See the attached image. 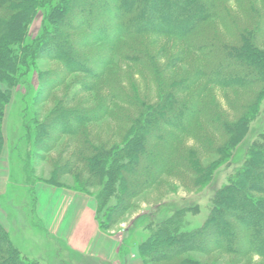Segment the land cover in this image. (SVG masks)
I'll list each match as a JSON object with an SVG mask.
<instances>
[{"label": "rangeland", "instance_id": "obj_1", "mask_svg": "<svg viewBox=\"0 0 264 264\" xmlns=\"http://www.w3.org/2000/svg\"><path fill=\"white\" fill-rule=\"evenodd\" d=\"M82 1H84L82 11L85 14L89 1ZM251 1L256 14L264 15V0ZM226 3L232 16L241 21L242 27L252 29L255 22L245 15L246 8L250 9L248 0H226ZM70 10L73 11L72 8ZM5 16L6 11L0 8V18ZM71 24L75 25L70 27ZM60 25L59 31L47 35L45 30L52 26V23L48 19V14L40 10L28 26L29 37L25 42V45L38 42V50L31 55L29 63L22 69L20 82L11 88L7 84L0 85L7 92L6 95L9 94V99L4 104L0 127V223L8 234L9 242L19 251L22 262L190 264L185 263V260L194 259L201 264H247L249 258H240L236 254H226L220 250L208 253L189 251L174 259L153 262L142 256L140 245L150 232L145 228L147 224L155 221L156 217L170 214L171 211L183 214L180 219L183 230L199 228L210 215L215 190L229 180V175L235 167L244 165L242 161L246 157L251 142L264 143V78L244 87L209 83H204L203 86L205 79H202L180 93L172 87L173 82L177 83L193 76V68L199 61L188 57L184 60L185 62L179 60L177 66L167 69L172 55L175 57L185 48V45L175 38L153 37L151 39L155 40V43L148 46L155 58L154 61L161 69L158 74L162 76L158 81L160 84L156 82L155 76L148 69L140 70L138 66L120 61V58L114 55L118 63L116 72L119 74V80L127 88H131L130 84L138 88L143 104L140 108V104L136 105V102L131 106L116 103L125 105V112L131 117L129 120L123 119L126 113L122 115L119 112L117 115L122 116L118 118L105 116L87 123L85 132L92 142L90 146L102 151L114 152L127 148L130 139L134 136L138 137L140 131L141 134H146L144 129L148 122L139 124L145 120H141L140 113L150 111L161 101L165 93L170 92L176 94L179 99L186 100L200 91L203 102L214 105L216 111L230 122H237L235 131L233 130L228 136H223L213 131L210 125L202 121V117L196 116L192 121L190 132L179 133L178 139L173 141V146L179 153L195 151V156L200 159V165L197 167L200 169L199 173L185 172L183 168H176V173L163 175L156 183L135 196L131 206L123 215L110 221L107 218V210L118 202L117 194L111 196L105 206L100 209L96 198L100 186L98 188L84 185L83 189L80 188V183L87 181L90 177L86 165L77 162V170L81 172L77 175L63 172L66 162L75 150L78 148L83 151V148L80 147L78 139L61 133L56 124L60 115L63 114L62 107L68 104L66 98L68 91L76 82L86 84L92 82L93 78L85 72H71L73 66L68 63V54L61 57L57 47L61 49V52L69 51V47L76 44L74 48L77 54L83 55L86 61H90L95 70H99L101 66L97 60L102 61L108 57V54L110 56V52L111 55L114 52L111 51L109 42L100 39L97 31L90 30L88 25L81 26L74 17H68ZM204 25H207L205 28L209 31H218L229 43H237L234 38L227 35L221 20L212 19ZM258 43L264 46V32L258 37ZM11 48L14 54L24 56L23 45L15 44ZM161 49L165 51L162 50L160 55L155 54ZM76 56L75 54L73 57ZM74 62L73 60L72 63ZM51 87L53 89L50 92ZM102 89L86 90L84 88L72 104L93 108L99 104L102 95L108 94L106 87ZM162 102L163 100L160 104ZM114 105L115 103L113 107ZM163 105L161 108L164 107ZM172 120L176 121L175 118ZM42 126L45 127V132L41 131ZM153 126L156 127L152 125L151 128ZM203 129L207 130L212 137L209 152L202 147L205 137ZM229 160L232 163L223 166L216 172L215 177L210 179L213 169ZM116 184L118 186L119 183ZM47 187H53L61 194L60 197L57 194L58 204L53 205ZM41 196L44 198L43 204L39 202ZM66 201H68V216L71 213H80L87 206L92 208L99 230L114 235L116 239V247H119L117 260L101 259L82 252L71 244L70 237L59 235L58 221L62 218L58 217L61 216ZM238 201L229 202L237 204ZM55 208H58L57 213L54 214L56 218L51 223L43 211ZM72 208L75 212H71ZM99 221L109 226L108 229L102 228ZM244 238H242L244 243L248 245L247 237ZM211 245L209 244V249ZM254 262L252 264H262L260 262H264V259L255 256Z\"/></svg>", "mask_w": 264, "mask_h": 264}, {"label": "trees", "instance_id": "obj_2", "mask_svg": "<svg viewBox=\"0 0 264 264\" xmlns=\"http://www.w3.org/2000/svg\"><path fill=\"white\" fill-rule=\"evenodd\" d=\"M88 1L89 5L84 14L82 0H0V8L6 11V16L0 18V85L7 84L11 88L20 82L22 69L29 63L31 55L38 50V42L26 45L25 42L29 37L28 26L40 10L48 14L52 23L45 30L47 35L56 33L60 30L62 21L74 17L81 26H90L89 29L97 31L100 39L109 42L114 54L111 55L110 52V56L108 54L102 61L97 60L101 64L99 70H95L83 55L77 54L74 48L76 44L69 47V51L61 52L57 47L61 57L68 54V63L73 66L71 72H85L93 81L86 84L76 82L72 86L66 97L68 104L62 107L63 114L60 115L56 127L60 128L61 133L78 139L80 147L83 148V151L78 148L75 150L66 162L63 172L77 175L81 173L77 170V162L86 165L90 177L80 183V188L84 185L100 186L96 197L100 209L111 196L117 194L118 202L107 210V218L111 221L123 215L131 206L132 199L163 175L176 173V168L199 173L200 169L197 167L200 159L195 156V151L179 153L173 146L179 133L190 132L196 116L202 117V121L210 125L213 131L223 136L235 131L237 122H230L216 111L214 105L203 102L200 91L186 100L179 99L170 92L161 98L162 104L160 101L150 111L140 113L141 120H145L139 124L148 122L144 129L146 134H141L140 131L138 137L133 135L127 148L114 152L90 146L92 142L85 132L87 123L105 116L118 118L125 114V105L116 103L131 106L136 102V105L140 104L139 107L143 104L138 88L132 84L131 88H127L119 80L116 72L118 63L114 55L120 61L138 66L140 70L148 69L160 84L158 81L162 76L158 74L161 69L149 50L150 45L155 43L151 38L173 37L183 43L185 48L175 57L172 55L167 69L174 68L179 60L184 61L188 57L199 61L193 68V76L173 82L174 90L181 93L202 79H205L203 86L204 83H209L244 87L264 78V46L258 43V37L264 32V15L256 14L253 2L248 0L250 9L246 8L245 15L255 22L250 29L243 28L241 21L232 16L226 0ZM212 19L221 20L227 35L237 43H229L216 30H207V25L204 24ZM74 25L71 24L70 27ZM15 44L23 45V57L14 54L11 46ZM162 50L165 51L161 49L155 54L160 55ZM191 51L192 55L189 56ZM75 54L77 56L73 57ZM105 87L108 94L102 95L101 101L95 107L72 104L84 88L103 90ZM52 89L53 87L50 92ZM6 93L0 87V127L4 104L9 99V94ZM119 112L122 115H117ZM125 118L129 120L131 117L126 113L123 119ZM174 118L177 122L172 120ZM152 125L156 127L151 128ZM44 128L42 126L41 131L45 132ZM202 132L205 136L202 147L209 152L212 137L207 130L203 129ZM231 163L229 160L218 165L213 169L210 179L223 166ZM242 163L244 165L235 167L229 180L215 190L210 215L199 228L183 230L180 225L183 214L178 215L175 211L156 217L155 221L148 223L145 228L150 232L140 245L142 256L158 262L174 259L189 251L208 253L220 250L226 254H236L240 258H249L247 264L255 263V256L264 259V143L251 142ZM116 183H119L118 186ZM231 200L239 201L234 204L229 202ZM99 223L102 228L108 229L109 226L101 221ZM244 237H247L248 245L244 243ZM209 244L214 246L211 245L209 249ZM185 263L201 264L194 259L185 260ZM0 264H40L22 262L19 251L9 242L8 234L1 223Z\"/></svg>", "mask_w": 264, "mask_h": 264}, {"label": "crops", "instance_id": "obj_3", "mask_svg": "<svg viewBox=\"0 0 264 264\" xmlns=\"http://www.w3.org/2000/svg\"><path fill=\"white\" fill-rule=\"evenodd\" d=\"M39 188V187H38ZM49 188V194L53 200V205L58 204L57 199L60 197L59 191ZM42 189V188H41ZM40 193V192H39ZM57 194L59 195L57 197ZM43 196L39 198V202L43 204ZM62 198H60L61 200ZM68 201L65 202L62 214L58 218H62L59 222L58 233L61 236L70 237L71 244L80 251L89 255L107 259L111 261L117 260L119 256V247H116V239L114 235L101 232L96 223L95 214L91 207L87 206L80 213L75 212L68 216ZM75 203V201H73ZM72 203V205H73ZM78 206H76L77 208ZM58 208L43 211L48 220L52 221L56 216Z\"/></svg>", "mask_w": 264, "mask_h": 264}]
</instances>
